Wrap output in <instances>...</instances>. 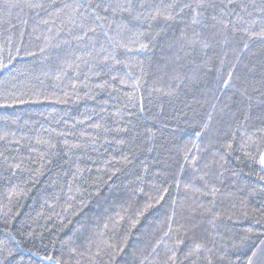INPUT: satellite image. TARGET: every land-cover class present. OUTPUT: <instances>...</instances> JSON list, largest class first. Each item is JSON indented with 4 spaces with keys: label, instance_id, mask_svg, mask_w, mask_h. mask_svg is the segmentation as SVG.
I'll return each mask as SVG.
<instances>
[{
    "label": "trees",
    "instance_id": "1",
    "mask_svg": "<svg viewBox=\"0 0 264 264\" xmlns=\"http://www.w3.org/2000/svg\"><path fill=\"white\" fill-rule=\"evenodd\" d=\"M262 159L264 0H0V264H264Z\"/></svg>",
    "mask_w": 264,
    "mask_h": 264
},
{
    "label": "snow or ice",
    "instance_id": "2",
    "mask_svg": "<svg viewBox=\"0 0 264 264\" xmlns=\"http://www.w3.org/2000/svg\"><path fill=\"white\" fill-rule=\"evenodd\" d=\"M261 163H264V159H262ZM252 256H253V257L256 256V252H253V253H252ZM248 264H253V261H252L251 258H249V260H248Z\"/></svg>",
    "mask_w": 264,
    "mask_h": 264
}]
</instances>
